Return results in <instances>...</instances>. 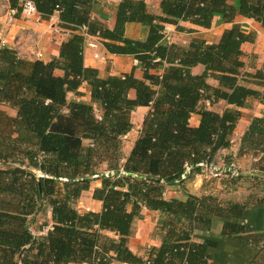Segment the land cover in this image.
I'll use <instances>...</instances> for the list:
<instances>
[{
    "label": "trees",
    "instance_id": "obj_1",
    "mask_svg": "<svg viewBox=\"0 0 264 264\" xmlns=\"http://www.w3.org/2000/svg\"><path fill=\"white\" fill-rule=\"evenodd\" d=\"M33 1L42 19L57 12L59 25L72 34L49 62L21 57L0 40V105L16 110V116L8 118L10 129L0 134V264H212L207 251L216 242L196 241L193 231L208 227L213 217L225 219L223 235L257 249L247 264H264V232L230 221L242 218L251 202H223L215 193L184 190L181 197H164L166 186L182 184L200 163L230 145L241 116L238 107L257 94L240 82L241 44L252 35L245 34L234 17L252 18L264 28V0H161L159 14L144 0H120L112 29L91 18L95 0ZM11 3L17 7V0ZM215 14L231 23L217 42H163L165 23L182 20L207 28ZM128 22L147 26L145 40L124 36ZM82 26L103 40L107 52L132 55L143 78L134 75V68L104 77L85 66ZM197 64L204 66L202 74L191 72ZM159 66L162 73H154ZM56 69L63 75H56ZM253 78L263 84L264 71ZM83 83L91 103L68 101L67 92L78 94ZM131 89L133 99L128 97ZM205 100L210 105L222 100L231 107L217 112L206 107ZM138 106L149 110L119 164V137L131 128L129 116ZM193 113L200 115L197 126L188 122ZM245 135L264 154V116L254 117ZM85 138L94 145L84 146ZM104 160L115 162L113 175L97 171ZM186 166L190 169L182 179ZM94 175L101 177L93 198L102 202V209L79 212L73 202ZM61 177L66 179L63 193L58 187ZM48 205L51 228L35 236L29 226ZM142 208L157 211L162 221L157 227L160 244L138 255L127 242Z\"/></svg>",
    "mask_w": 264,
    "mask_h": 264
},
{
    "label": "crops",
    "instance_id": "obj_2",
    "mask_svg": "<svg viewBox=\"0 0 264 264\" xmlns=\"http://www.w3.org/2000/svg\"><path fill=\"white\" fill-rule=\"evenodd\" d=\"M120 0H95L92 5L91 18L99 21L104 26L112 29L115 22L114 10ZM150 9L156 13H160L159 4L161 0H144ZM12 0H0V40L5 46L14 49L21 57L30 60H41L49 62L53 58L59 56L60 45L62 42L71 37L72 31L69 28L59 25L58 14L55 12L49 19H43L39 22L31 18H25L20 13L14 14L9 21ZM236 3V1H235ZM234 22L238 23L241 30L245 34H251V39L241 44L242 54L240 60L243 66L240 72L243 74L240 81L243 85L253 89L257 94L249 96L245 104L238 107L241 116L236 122L233 134L230 138L228 147L218 149L212 156L211 160L217 166L223 167L230 162H235L240 167V177L230 180L225 176H213L201 167L197 171L189 174L182 184L168 185L164 191L165 198L181 197L182 190L195 195L204 193L218 194L220 200L227 201H247L248 207L245 209L242 218H231L230 221L247 225L264 232V154L261 153L256 145L247 142L246 132L254 117L264 116V102L261 97L264 90V83L253 78L258 71H264V28L254 19L237 14ZM178 26V27H177ZM231 23L222 20L220 14L213 15L211 25L209 27H201L189 21L179 20L177 24L165 23L163 29V42L169 44L186 45L192 38H202L208 43H215L219 40L224 29L229 28ZM56 29H59L57 32ZM147 26L128 22L125 24L124 36L133 40H145L147 37ZM102 39L98 36L89 35L85 38L83 46V56L85 66L94 67L98 70L100 76L122 75L129 73L134 68V75L137 78H143V70L137 66V61L129 54H114L106 51L102 44ZM93 44L94 46H90ZM163 66H159L153 70L156 74H161ZM204 66L197 64L191 68L193 74H202ZM56 75H63L60 69L55 70ZM208 83L216 86L217 81L213 78L207 79ZM79 93L67 92L68 101H78L83 103H91L89 87L83 83L79 89ZM128 97L133 99L135 91L129 90ZM5 109V120L10 125V120L16 116V110L5 105H0ZM93 106H97L93 104ZM217 112H221L227 107H231L224 101L220 100L213 105L206 106ZM149 110L148 106H138L131 111L129 119L131 128L127 133L119 137V164L124 162L129 154L136 138L141 130L142 122ZM66 111V109H64ZM9 118V119H8ZM200 115L191 114L189 118L190 126H197ZM10 129V127H9ZM84 146H93L94 141L90 138L83 139ZM114 161L104 160L96 168L100 174L113 171L111 165ZM37 175V170H35ZM243 173V176L241 177ZM259 177L253 187L248 192H240L242 182L238 181L248 176ZM108 176V175H106ZM90 181L89 188L83 190L79 197L73 202V206L79 212L93 211L99 212L102 209V202L93 198L95 188L101 186V177L93 176ZM58 187L63 193V183L65 178L59 179ZM234 181V183H233ZM233 183V184H232ZM260 186V192L256 188ZM130 209V206L127 207ZM162 218L160 213L147 208H142L133 222V233L128 237V248L138 255H142L139 244L151 243V245H159V237L149 241L148 231L157 228L161 224ZM225 219L221 217H213L208 227H198L193 231V238L196 241L204 239L216 242V247L209 248L207 253L210 255L212 264H247L252 260L257 249L241 243L231 236L223 235L222 229ZM51 207L48 205L44 211L37 213L29 226L31 233L35 236L44 235L42 229L47 225H51ZM31 225H33L31 227ZM147 231V232H146ZM146 235L143 237V233ZM108 235L110 232L105 231ZM138 239V240H137ZM71 264H89V263H71Z\"/></svg>",
    "mask_w": 264,
    "mask_h": 264
},
{
    "label": "built area",
    "instance_id": "obj_3",
    "mask_svg": "<svg viewBox=\"0 0 264 264\" xmlns=\"http://www.w3.org/2000/svg\"><path fill=\"white\" fill-rule=\"evenodd\" d=\"M20 13V15H22L25 18H31L36 22H39L41 20H43L40 16V13L37 11L35 3L33 0H17V7L16 8H12L10 10V17H9V21L11 19H13V15ZM56 31L58 32L59 29H56ZM81 33L86 37H88L89 35L86 33V26H82L80 28ZM90 46H94L93 44H89ZM264 93V90H263ZM262 98L264 97V94H262L261 96ZM204 104L206 106H209L210 103L208 100H205ZM200 167H203L205 171H207L209 174L213 175V176H225L229 179H234L240 176L241 172H240V167H238V165L235 162H230L227 165H224L223 167H219L217 166L214 162L209 161L207 163H200L199 164ZM190 167L186 166V171L185 173H183L182 179L185 178L186 173L189 171ZM121 173H123V171L121 170ZM106 175H113L114 172L113 171H109L105 173ZM37 176H43V173L40 171H37ZM51 228V225H47L45 228L42 229L41 233L42 234H46V232Z\"/></svg>",
    "mask_w": 264,
    "mask_h": 264
},
{
    "label": "rangeland",
    "instance_id": "obj_4",
    "mask_svg": "<svg viewBox=\"0 0 264 264\" xmlns=\"http://www.w3.org/2000/svg\"><path fill=\"white\" fill-rule=\"evenodd\" d=\"M5 114H7L5 109H3L2 106H0V134H5L7 132V130L9 129V125L7 124V122H6L5 118H4V116H6ZM242 176H243V173H242L241 177ZM258 178L259 177H255V176L251 175V176H248V177H244L241 180H238V181L242 182L241 190H239L238 192L240 193V192H248V191H250L251 189H249V188L253 187V185H254L253 182H255ZM259 190H260V186H258L256 188L257 192L261 191V190L260 191ZM236 194L237 195H242L241 193L238 194L237 192H236ZM32 226L33 225H31V227ZM146 232L143 233V237H144V235H146ZM157 237H159V233H158L157 228L152 229L151 231H148L149 241H151L153 238L155 239ZM150 246H153V245H151V243H145L144 245L139 244V247H140L139 251H141V253L143 252L142 255H145L147 253L148 247H150Z\"/></svg>",
    "mask_w": 264,
    "mask_h": 264
}]
</instances>
